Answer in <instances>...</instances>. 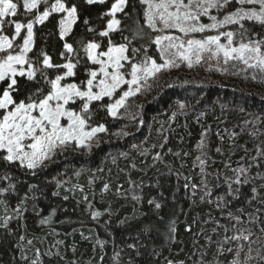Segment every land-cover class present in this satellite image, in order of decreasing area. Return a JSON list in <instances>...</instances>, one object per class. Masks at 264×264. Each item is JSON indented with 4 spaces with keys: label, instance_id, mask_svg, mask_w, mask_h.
I'll return each instance as SVG.
<instances>
[{
    "label": "trees",
    "instance_id": "obj_1",
    "mask_svg": "<svg viewBox=\"0 0 264 264\" xmlns=\"http://www.w3.org/2000/svg\"><path fill=\"white\" fill-rule=\"evenodd\" d=\"M110 2L89 7L81 0V6L103 27L104 22L95 18ZM145 7L140 0H129L130 18L121 17L124 36L131 39L137 23L143 25ZM237 7V0H231L225 8L211 9L210 15L221 19ZM56 19L36 26V49H44L55 62L63 63ZM207 19L202 16L201 22L210 23ZM243 23L249 30L246 40L264 37L261 25ZM238 28L222 27L233 32ZM145 31L151 32L146 26ZM175 31L151 32L150 38H137L132 46L147 48V55L160 63L151 41ZM80 32L82 25L77 28ZM113 39L122 42L119 33ZM235 42H240L239 35ZM143 55L141 51L137 59ZM78 76L85 78L82 69ZM156 84L151 91L130 98L115 118L97 110L92 123H103L108 131L98 134L90 152L82 149L57 155L35 176L11 170L16 190L0 194V200L7 202V208L0 204V264H32L33 260L39 264H116L117 252L119 264L129 260L133 264H167L169 260L173 264H232L233 260L264 264V232L260 230L264 225V156L257 154L258 148L264 150V74L235 61L225 66L221 57L219 62L205 59L191 68L184 62L179 68L164 70ZM180 102L185 104L183 109ZM198 157L205 161L203 172ZM240 166H250L248 174L253 179L246 184L235 183L232 170ZM226 178L237 192L229 195ZM8 183L0 180V187ZM29 185L38 187L29 191ZM25 193L28 198L21 204ZM153 198L160 209L148 203ZM17 206L19 214L14 211ZM92 211L102 215L93 219ZM249 214L259 221L249 223ZM237 216L240 222L234 219ZM45 218L48 222L41 224ZM171 221L176 231L169 239ZM145 225L155 227L145 233ZM241 232L252 235L248 241L225 239ZM98 241L104 242L103 247ZM130 244L136 249L129 248Z\"/></svg>",
    "mask_w": 264,
    "mask_h": 264
},
{
    "label": "snow or ice",
    "instance_id": "obj_2",
    "mask_svg": "<svg viewBox=\"0 0 264 264\" xmlns=\"http://www.w3.org/2000/svg\"><path fill=\"white\" fill-rule=\"evenodd\" d=\"M109 2L82 0V4L89 7L108 5ZM237 2L240 7L218 19L210 15V10L225 8L231 0H140L146 6L143 25L137 23L129 39L123 35L121 18H130V13L126 11L129 0H111L110 6L95 18L104 22L103 27L94 23L90 14H85L87 8H82L81 0H0V180L9 181L7 187H0V194L16 190V183L11 182L12 169L35 176L48 167L57 155L82 149L90 152L92 142H98V134L108 131L105 124L92 123L97 110L102 109L107 115L117 117L130 98L158 86L156 78L164 70L179 68L184 62L189 68L205 59L216 58L219 62L222 57L225 66L235 61L264 74V37L246 40L249 30L243 23L254 21L264 27V0ZM202 16L208 17L211 22H201ZM54 17H58L55 31L62 42L59 58L63 63L55 62L44 49H36V26L46 25ZM81 25L83 32L78 34L77 28ZM225 25H239V28L237 32L218 31V34L204 35L199 39L189 38V34H203ZM145 26L151 32L176 29L183 34L156 35L152 39L159 51L160 63L147 55V48L132 46L137 38L151 37ZM117 33L121 35L122 42L113 39ZM236 35L240 36L239 43H234ZM222 37L226 42H221ZM141 51L144 55L137 59ZM232 66L236 67L235 64ZM81 69L84 79L78 76ZM224 71H227L226 67ZM252 79L255 80L256 76ZM150 80L152 83H149ZM179 107L183 109L185 104L180 102ZM119 134L127 135L123 132ZM257 154L264 156V150L258 148ZM197 159L203 172L205 161ZM249 168L240 166L232 170L236 174V184H246L253 179L248 174ZM225 182L228 183L229 195L238 191L232 189L227 178ZM37 187L29 185V191ZM108 187L104 185L105 190ZM256 191V188L252 189L253 193ZM27 198L25 193L20 203ZM218 199L223 200V197ZM148 203L154 204L156 209L161 208L154 198ZM0 204L7 208L6 201L0 200ZM14 211L19 214V206ZM101 215L100 211L91 212L93 219ZM228 215L232 217L231 212ZM159 219L162 221L163 217ZM234 219L240 222L239 216ZM258 221V217L250 215L249 223ZM47 222L48 218L40 221L41 224ZM4 226H7V218ZM154 227L145 225L142 231L151 232ZM260 230L264 232V225ZM167 231L171 239V234L176 231L175 221L169 222ZM251 235V232L248 235L241 232L238 236L225 239L248 241ZM28 243L31 244V241ZM98 243L103 247L104 242ZM128 247L136 249L135 244ZM36 252L39 255V249ZM239 254L237 251V257ZM119 257V252L113 256L116 264H119ZM261 259L264 260V256ZM32 264H39V261L33 260ZM128 264L133 262L129 260ZM167 264H173V261L169 260ZM232 264H239V261L233 260Z\"/></svg>",
    "mask_w": 264,
    "mask_h": 264
},
{
    "label": "rangeland",
    "instance_id": "obj_3",
    "mask_svg": "<svg viewBox=\"0 0 264 264\" xmlns=\"http://www.w3.org/2000/svg\"><path fill=\"white\" fill-rule=\"evenodd\" d=\"M218 31H228V30H223L222 28H220ZM218 31L210 30V31H206L203 34H200V33L189 34V38H193L194 37V38L199 39V38H202L204 35H215V34H218ZM169 34L183 36V34L179 33L178 30H176L175 33H169ZM221 42H226L224 37L221 38ZM235 43H238V42H235Z\"/></svg>",
    "mask_w": 264,
    "mask_h": 264
}]
</instances>
